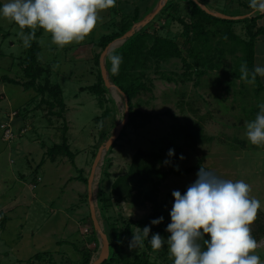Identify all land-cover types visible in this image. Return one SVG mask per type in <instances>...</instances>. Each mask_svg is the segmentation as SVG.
I'll use <instances>...</instances> for the list:
<instances>
[{
    "label": "rangeland",
    "instance_id": "obj_1",
    "mask_svg": "<svg viewBox=\"0 0 264 264\" xmlns=\"http://www.w3.org/2000/svg\"><path fill=\"white\" fill-rule=\"evenodd\" d=\"M159 1L116 0L115 7L98 12L101 19L83 41L62 47L54 44L51 34L41 29V36L35 41L40 46L38 65L41 70L36 83L42 87L45 82L49 86L59 85L65 122L55 115L58 107L50 110L39 105L41 99L54 102L47 92L42 96L33 89L24 91L19 85L0 82V124L4 122L0 126V212L7 220L0 229V264H80L82 248L91 253V262L98 257L101 239L93 233L88 218L87 185L69 180L77 177L79 170L85 178L89 177L94 153L106 142L102 135L109 138L123 119L124 100L115 89H107L98 96L86 88L98 83L96 56L104 50L108 54L123 43L115 40L102 51L98 46L100 38L118 32V25L136 7L142 17ZM176 1L179 5L172 13L183 22H189L186 4L189 0ZM198 1L211 12L226 17H245L250 12L254 17L259 15L250 8V0ZM6 2L0 0V4ZM152 20L149 27L152 33L176 40L182 56L165 63L157 64L152 60L148 63L144 76L146 84L151 83V90L138 94L132 104L135 109L157 117L137 129L128 128L112 152L105 153L102 165L105 159L110 160V181L127 171L136 151L159 152L164 161L168 159V150L174 149L175 156L163 169L168 170L178 158V170L192 168L193 171L161 181L157 192L159 202H164L173 191L187 189L202 167L221 179L248 183L250 197L260 200L259 211L264 213V144L252 145L245 134L246 122L255 119L259 111L257 105L264 102V92L257 96L254 86L232 78L234 59L230 56L222 61L219 70L209 71L197 82L195 68H188L193 60L188 57V46L182 38V25L165 14ZM256 23L252 31L264 26V17ZM245 29L244 24L233 26V32L241 38H246ZM22 34L29 32L0 17V78L7 76L21 83L26 81L19 63L26 55L27 46ZM221 38L213 39L212 48L218 46ZM255 57V67H264V37L255 43ZM184 74L190 75V79L181 83ZM167 77L176 81H167ZM15 116L23 120L22 128L18 123L11 125ZM193 124L202 127L201 140L195 145L189 143L181 130ZM64 125L74 160L57 156L51 162L46 151L51 145L61 144ZM181 156L183 159L179 158ZM100 172L101 169L92 185L95 202ZM173 203L174 200L163 213L168 223H171L169 213ZM150 209L148 203L139 206L121 203L111 209L110 215L119 231L121 222L143 219L151 213ZM96 214L103 230L98 209ZM139 232L132 228V234L118 250L116 264L132 262L135 256L144 253L152 263L173 264L167 245L150 252L144 246L130 248L133 234ZM257 245L253 254L264 264V237Z\"/></svg>",
    "mask_w": 264,
    "mask_h": 264
},
{
    "label": "trees",
    "instance_id": "obj_2",
    "mask_svg": "<svg viewBox=\"0 0 264 264\" xmlns=\"http://www.w3.org/2000/svg\"><path fill=\"white\" fill-rule=\"evenodd\" d=\"M186 4L189 8V22H183L182 19H178L174 13H172V11L177 9L179 5L176 0H167L162 7V10L157 15L159 16L160 14H165L170 17V19L172 18L182 25V38L186 42L185 45L188 46V57L193 60L192 66L190 65L188 68H195L197 82L203 76L208 74L209 71L219 70L222 61L227 56H230L234 59L233 70L231 72L232 78L247 83L241 78L242 74L240 68L241 65H246L249 72L255 68V43L257 39L264 37V26L259 27L256 31H252V28H255L257 20H260L262 17H264V14L257 12L259 15L254 17V13L250 12V15L243 19L227 20L220 19L206 13L201 8V6H204L209 11L210 9L201 1L189 0L186 1ZM154 7L155 6L148 8L142 17H139L138 8L136 7L133 13L118 25V32H114L100 38L98 46L101 48V50L103 51L113 41L120 39L122 36L128 33L133 25L143 20L145 16L152 12ZM151 22H153V20H151L150 23L148 22L144 27H141L139 30L135 31L132 36L127 38L119 47L108 53L105 57L104 66L108 79L123 93L127 99L129 110L128 122L123 128L117 141L108 150L107 154H110L112 149L116 147V143L122 140L128 128L137 129L142 126L144 122L151 121L157 117L135 109L132 104V100L136 98L138 94L144 91L149 92L151 90V83L146 84V78L144 76L148 63L151 60L159 64L161 62H168L171 59H181L182 52L176 40L163 38L162 36L156 35V32L152 33L154 31L149 28L151 24H153ZM236 24L246 25V38H241L238 34L233 32V26ZM41 29L42 28H40L38 31H34L35 36L30 38L26 46V55L23 56L19 62L20 65L23 66L22 75L26 81L21 83L7 76H2L0 78V82L5 84L19 85L24 89V91L33 89L37 94L42 96H44V94L47 92L48 96L54 99V102H48L44 101V99H41L39 105L47 106L50 110H54L56 107H58L56 114H53H55L57 117H60L65 122L63 119L64 104L63 99H61L60 96L62 95V90L59 85L52 84L49 86L45 82V86L42 87L36 83L41 70L40 66L38 65L40 46L35 41L41 36ZM24 30L29 33L31 32L26 28ZM218 36L222 38L218 42V46L212 48L211 43L213 39L215 40ZM113 55L122 57V63L119 65L118 74H114L111 70V57ZM99 57L100 54L96 56V64L98 66V83L86 88V91L98 96L103 95L107 91L100 75ZM189 79L190 75L184 74L181 78V83H185L189 81ZM166 80L170 82L176 81V79L172 77H167ZM249 85L255 87L254 92L257 94V96L264 90L259 76H257L255 84ZM16 118L11 123L12 126L17 123V120L23 122L22 119ZM199 119L203 121V117ZM3 124L4 122H2L0 126ZM181 130L191 145H195L199 140H201V125L193 124L186 126ZM66 131L67 127L64 125L61 144L51 145L46 151V156L51 162H54L57 156H64L71 161L74 160V153L70 151L68 146ZM102 138L104 141L105 139H108L105 138L104 134L102 135ZM95 155L96 154L94 153L93 158H95ZM162 162L163 158L159 152L152 150H138L132 156L127 171L110 181V160L105 159L101 167L98 189L96 193V208L98 209L100 217L104 223L103 233L106 235L109 243V257L103 264H116V262H119L118 250H120L124 245L125 239L130 237L132 234V228H136L140 231V229L142 230L143 227L150 226L151 231L149 234V239L151 238L152 234L155 233H159L165 239H167V237L170 235L165 231L169 223L165 219L163 213L169 206L170 202L174 200V198L172 195H167L164 202L158 201L157 192L159 190L160 183L171 175H186L191 173L193 169L188 168L183 171L177 170L175 166H177L179 163L178 158L173 160L168 170L163 169ZM87 180L88 178H85L83 172L79 170L77 177L71 178L69 182L77 181L87 185ZM146 187H150L149 191L144 190ZM185 191L186 189H183L180 192L183 194ZM121 203L131 204L134 206L148 203L151 206V213L143 219L137 221L128 220L126 222H121L122 228L118 231L116 230L117 228L114 225V221L112 220L110 214L111 209ZM159 217L164 218L163 222L159 225L151 226L150 222L153 219H158ZM88 218L90 219V213ZM0 219V229H2L5 225L4 223L7 221L2 212H0ZM250 227L251 234L254 239L257 242L260 241L261 238L264 237V213L258 211L257 218ZM92 230L93 233H95L93 226ZM208 238L209 237L206 236L205 239ZM143 246L145 247L146 251L150 252L153 250L148 239L143 241ZM80 253L82 255L80 264H90L91 253L85 248H82ZM125 264L155 263L150 262L147 254L144 253L140 256H135L132 262L126 261Z\"/></svg>",
    "mask_w": 264,
    "mask_h": 264
},
{
    "label": "clouds",
    "instance_id": "obj_3",
    "mask_svg": "<svg viewBox=\"0 0 264 264\" xmlns=\"http://www.w3.org/2000/svg\"><path fill=\"white\" fill-rule=\"evenodd\" d=\"M115 5L116 0H7L0 4V17L20 29L42 28L51 34L54 44L62 47L83 41L101 19L98 12ZM249 6L264 14V0H250ZM34 36V31L23 35L25 44ZM111 63L112 72L118 74L122 57L113 55ZM240 71L248 84H255L257 76L264 77L261 66L249 72L246 65H241ZM257 107L255 119L246 122L245 134L252 145L259 146L264 144V102ZM166 155L164 166L170 164L175 150L169 149ZM196 175L183 194L172 192L174 203L169 213L171 223L165 229L170 234L167 239L159 233L149 239L151 227L145 226L133 234L129 247L143 246L145 239L154 250L167 245L173 264H261L260 257L253 254L258 245L250 227L261 202L250 197L251 186L243 180L221 179L202 167ZM163 219H153L150 225H159Z\"/></svg>",
    "mask_w": 264,
    "mask_h": 264
},
{
    "label": "water",
    "instance_id": "obj_4",
    "mask_svg": "<svg viewBox=\"0 0 264 264\" xmlns=\"http://www.w3.org/2000/svg\"><path fill=\"white\" fill-rule=\"evenodd\" d=\"M166 1L167 0H160L158 2L157 6L155 7V9L152 10V12H150L147 16H145L144 19L141 20L139 23H136L135 25H133V27L129 30V32L126 33L124 36H122L119 40H122L124 42L127 38L132 36V34L135 31L139 30L141 27H144L148 22H150L159 13V11L162 9V7L164 6ZM201 8L206 13H208L212 16H215L217 18H220V19L240 20V19H243L245 17H248V16H245V17L231 18V17L223 16L219 13L211 12V11L207 10L204 6H201ZM106 55H107V50H104L99 57L100 75H101V78L103 80L104 87L106 89H115L118 92V94L123 98V100H124V113H123V119L121 122H119L117 124L114 133L98 149V151L95 155L94 161L92 163L90 174H89V177L87 180V199H88L90 219H91L92 226H93L95 232L100 236V239H101L99 255L90 264H103L109 257V243H108L106 235L103 233V230H101V228L99 226V222L97 220V214H96L97 208H96V202L93 199L92 185H93V182L95 180V175H97L96 174L97 171H100V169H101L105 153L110 149V147L117 141V139L121 135L123 128L126 126V124L128 122V115H129L127 99L125 98L123 93L116 86H114L108 79L106 69L104 66L105 65L104 60H105Z\"/></svg>",
    "mask_w": 264,
    "mask_h": 264
},
{
    "label": "crops",
    "instance_id": "obj_5",
    "mask_svg": "<svg viewBox=\"0 0 264 264\" xmlns=\"http://www.w3.org/2000/svg\"><path fill=\"white\" fill-rule=\"evenodd\" d=\"M255 59H256V57H255ZM260 77V76H259ZM263 78V79H262ZM260 77V79H261V82H262V86H263V89H264V77ZM263 92H264V90H263ZM17 123L20 125V123H23L22 121H20V120H17ZM21 127H22V125H20Z\"/></svg>",
    "mask_w": 264,
    "mask_h": 264
}]
</instances>
